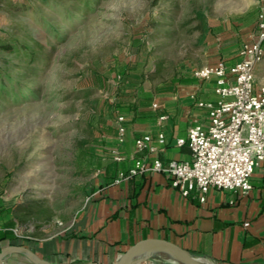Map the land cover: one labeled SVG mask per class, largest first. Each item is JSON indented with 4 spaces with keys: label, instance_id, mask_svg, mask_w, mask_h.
I'll return each mask as SVG.
<instances>
[{
    "label": "rangeland",
    "instance_id": "1",
    "mask_svg": "<svg viewBox=\"0 0 264 264\" xmlns=\"http://www.w3.org/2000/svg\"><path fill=\"white\" fill-rule=\"evenodd\" d=\"M258 8L257 0H96L87 13L68 16L40 0L0 1V41L26 31L44 45L40 56L49 55L33 62V78L15 67L0 87V228L17 236L0 248L67 226L96 178L91 155L105 153L103 139L122 114L116 104H137L149 87L235 56L257 40L245 28ZM10 76L23 89L13 98ZM8 258L32 264L19 253Z\"/></svg>",
    "mask_w": 264,
    "mask_h": 264
},
{
    "label": "crops",
    "instance_id": "2",
    "mask_svg": "<svg viewBox=\"0 0 264 264\" xmlns=\"http://www.w3.org/2000/svg\"><path fill=\"white\" fill-rule=\"evenodd\" d=\"M257 2V15L245 28L248 32L257 33L258 14H264V0ZM238 60L239 52L225 62L231 66ZM254 74L259 85L264 80V57ZM214 88V78L200 82L194 74H184L162 89L146 88L145 99L124 116L123 141L118 142L117 117L114 133L103 139L105 153L98 155L100 166L87 186L83 208L67 226L45 237H25L22 244L52 264H111L134 242L154 237L175 243L205 264H264V166L254 169L248 193L211 187L204 202L196 194L182 196L165 173L121 177L140 157L164 163L190 160L187 143L176 141L186 139L195 123H208L207 108L196 102H215ZM160 133L165 140L162 150L135 152L137 138L149 135L150 144L158 145ZM114 147L123 160L113 158ZM159 254L137 264H160ZM161 264L180 263L171 259Z\"/></svg>",
    "mask_w": 264,
    "mask_h": 264
},
{
    "label": "built area",
    "instance_id": "3",
    "mask_svg": "<svg viewBox=\"0 0 264 264\" xmlns=\"http://www.w3.org/2000/svg\"><path fill=\"white\" fill-rule=\"evenodd\" d=\"M257 40L244 43L239 50V60L228 66L223 59L202 66L194 71L200 81L215 80V102L197 101L198 107L208 110V123H195L187 132L186 139H177V144L187 143L190 160L159 158L147 161L144 157L135 160L134 166L123 178L146 172H161L170 176L171 186L188 197L196 194L204 202L211 187L246 194L252 188L250 176L254 169L264 166V81L257 85L254 70L264 57V14L256 21ZM125 118L118 115V142L123 141ZM158 145H152L151 137L144 135L135 140V152L162 150L164 135H158ZM113 158L124 156L114 147Z\"/></svg>",
    "mask_w": 264,
    "mask_h": 264
},
{
    "label": "trees",
    "instance_id": "4",
    "mask_svg": "<svg viewBox=\"0 0 264 264\" xmlns=\"http://www.w3.org/2000/svg\"><path fill=\"white\" fill-rule=\"evenodd\" d=\"M1 2H4L6 0H0ZM44 4H49L50 6H55L60 8V12L64 13L66 15H72L74 13H87L90 11L92 6L96 4V0H40ZM68 3V4H65ZM8 5H11L16 10H29L30 4H16L12 2H8ZM36 11V10H35ZM198 18L202 19V14L200 12H197ZM201 27H203L202 31L205 33L206 27L204 25V22L201 21ZM199 26V27H200ZM24 34L21 36H18L15 34H8L6 39H2L0 41V48L3 49L6 53L3 59V62L0 63V87L3 89L6 88V80L5 77H8V71L10 69H13L17 67L19 71L23 75H26L29 78H33V76L36 75V66L33 65V62L36 61L38 58H48L49 55H45V57H41L43 55V49L44 45L39 43L38 41L34 40L32 36L24 31ZM41 54V56H40ZM143 74H140V77H137L136 79L143 78ZM11 77V76H10ZM10 82L16 81L15 78H7ZM16 89L13 87L10 93L11 98L17 97L18 93L23 90L21 87V83L17 80ZM28 90L33 95L38 94V89L36 88H28ZM135 103H119L116 104V108L118 112L122 114H131V112L136 108ZM91 164L93 167V170L95 168H98L100 166V157L94 153L91 155ZM2 240H8L9 242H13L17 240V236L12 231L10 227L0 228V241Z\"/></svg>",
    "mask_w": 264,
    "mask_h": 264
},
{
    "label": "water",
    "instance_id": "5",
    "mask_svg": "<svg viewBox=\"0 0 264 264\" xmlns=\"http://www.w3.org/2000/svg\"><path fill=\"white\" fill-rule=\"evenodd\" d=\"M13 253L24 254L32 264H52L40 258L30 249L22 245H9L0 248V264H21L12 262L9 256ZM164 253L173 261L180 264H205L192 255L188 250L162 238H143L131 244L111 264H137L151 258L154 254ZM29 264V263H27Z\"/></svg>",
    "mask_w": 264,
    "mask_h": 264
},
{
    "label": "bare ground",
    "instance_id": "6",
    "mask_svg": "<svg viewBox=\"0 0 264 264\" xmlns=\"http://www.w3.org/2000/svg\"><path fill=\"white\" fill-rule=\"evenodd\" d=\"M25 258H27V256L26 255H24V254H22ZM27 260H28V258H27ZM29 262V261H28ZM27 262V263H28ZM22 264H27V263H25V262H21Z\"/></svg>",
    "mask_w": 264,
    "mask_h": 264
}]
</instances>
